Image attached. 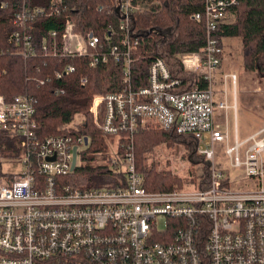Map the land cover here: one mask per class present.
<instances>
[{
	"label": "built area",
	"instance_id": "2783aa9c",
	"mask_svg": "<svg viewBox=\"0 0 264 264\" xmlns=\"http://www.w3.org/2000/svg\"><path fill=\"white\" fill-rule=\"evenodd\" d=\"M238 1L205 0L204 10L193 14L205 19V48L173 60L152 54L146 85L136 84L133 67L145 58L141 44L153 29L136 25L141 7L133 0H116L111 9L115 22H109L105 36L84 31L79 19L66 12L65 0L31 8L24 2L15 11L16 28L9 35L25 59L39 54L86 60L90 67L110 61L122 65L123 88L95 94L90 112L109 137L108 150L97 151L95 162L123 176L112 185L79 183L74 173L89 136L42 137L37 98L28 91L10 100L0 94V130L14 139L13 155L2 157L0 164V264H264V126L241 138L236 127L231 132L226 115L223 125L216 119L218 109L237 106L236 73L224 74L225 99L217 97L223 47L216 31L233 16L231 7ZM45 16L62 20L44 34L39 50L34 22ZM15 51L0 43V56ZM76 70L74 63L54 70L52 75L62 81L55 86L57 93L73 86L71 78L62 79ZM183 71L203 75L208 86L187 88ZM87 82V76L80 78L82 85ZM153 126L192 137L196 151L210 162L208 179L203 174L186 183L192 189L146 188L134 137ZM219 143L230 168L242 169L240 178L250 182L248 187L235 188L231 172L216 165ZM5 162H18L23 170L5 172Z\"/></svg>",
	"mask_w": 264,
	"mask_h": 264
},
{
	"label": "trees",
	"instance_id": "16d2710c",
	"mask_svg": "<svg viewBox=\"0 0 264 264\" xmlns=\"http://www.w3.org/2000/svg\"><path fill=\"white\" fill-rule=\"evenodd\" d=\"M24 2L31 8L34 5L46 6L49 0H0V43L10 46L13 51L16 49L15 41L11 40L9 33L16 26L12 18ZM115 2L116 0H65L64 7L67 13L79 19L84 31H94L105 36L109 22H115L111 11L115 7ZM133 2L141 7L136 25L143 30L153 29V36L149 35L141 44V49L146 54L145 58L135 62L133 67L136 84L148 83L146 75L152 54L173 60L179 53L201 51L205 48L207 44L205 19L193 17L195 12L204 10L205 0H133ZM231 10L233 19L218 24L216 35L219 43L223 47V38L242 37L244 66L264 77V0H239L232 5ZM58 20L62 19L45 16L34 22V43L39 50L42 37L49 29L58 25ZM66 63L76 64L77 70L71 75L64 76L62 80L71 78L73 86L66 93L59 94L55 86L62 81L56 79L52 73L57 68L63 69ZM183 72L187 88L195 85L200 88L208 86V80L203 75ZM48 75L52 78L46 80L44 84L41 83V78ZM82 76L88 77L85 85L80 83ZM123 86V67L114 61L90 67L86 60L67 58L62 61L58 58H42L39 54L25 59L16 51L0 56V94H4L10 100L16 94L28 91L37 98L35 117L40 136L70 133H85L89 136L90 144L82 154V163L74 173L75 180L87 186L95 185L97 182L112 185L119 179V175L123 176L113 174L108 165L95 162L97 151L108 150L109 137L95 126L93 114L90 112L95 94L119 91ZM78 118H81V122L73 126ZM165 143L185 144L192 164H203V176L205 180L208 179L210 162L196 151V142L192 137L178 134L172 129L153 126L139 131L134 137L136 165L144 176L146 188L149 190L181 188L199 177L193 171V180L186 181L187 178L172 170H159L156 168V162H149V156ZM13 147L14 139L7 132L0 130V164L2 157L13 155L11 153Z\"/></svg>",
	"mask_w": 264,
	"mask_h": 264
},
{
	"label": "rangeland",
	"instance_id": "374dc122",
	"mask_svg": "<svg viewBox=\"0 0 264 264\" xmlns=\"http://www.w3.org/2000/svg\"><path fill=\"white\" fill-rule=\"evenodd\" d=\"M232 19L233 16L229 18V21ZM243 55L244 45L242 37L230 36L223 38L222 65L216 74V89L219 99H225L224 89L226 83H224V74L236 73L237 75L236 109H218L216 111V119L219 122L221 121L223 125V119L226 115V122L231 132L236 127L241 138L251 135L264 126V77L257 72L249 71L244 66ZM227 97L229 103L234 101V88L230 79L227 84ZM13 152L14 149L11 150V153ZM188 153L189 151L183 143L174 145L165 143L160 145L155 153L149 156V162H156V168L159 170H172L187 178L186 181L193 180V171L202 177L204 174L203 164H192ZM96 160L98 161L97 157ZM81 163L82 160L79 159V164ZM216 165L231 172L232 179L235 181V188H243L250 185L248 180H241L242 169L230 168L224 146L221 143L217 144ZM3 169L8 173H18L23 170V167L18 162H5ZM184 187L185 189L193 188L192 185L187 184Z\"/></svg>",
	"mask_w": 264,
	"mask_h": 264
}]
</instances>
